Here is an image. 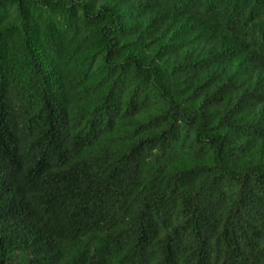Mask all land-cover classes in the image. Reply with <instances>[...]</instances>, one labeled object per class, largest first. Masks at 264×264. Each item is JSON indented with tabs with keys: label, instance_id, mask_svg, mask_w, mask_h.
<instances>
[{
	"label": "trees",
	"instance_id": "trees-1",
	"mask_svg": "<svg viewBox=\"0 0 264 264\" xmlns=\"http://www.w3.org/2000/svg\"><path fill=\"white\" fill-rule=\"evenodd\" d=\"M0 264H264V0H0Z\"/></svg>",
	"mask_w": 264,
	"mask_h": 264
}]
</instances>
